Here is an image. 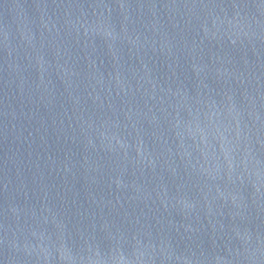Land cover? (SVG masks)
I'll return each instance as SVG.
<instances>
[{"label": "water", "instance_id": "obj_1", "mask_svg": "<svg viewBox=\"0 0 264 264\" xmlns=\"http://www.w3.org/2000/svg\"><path fill=\"white\" fill-rule=\"evenodd\" d=\"M0 264H264V0H0Z\"/></svg>", "mask_w": 264, "mask_h": 264}]
</instances>
